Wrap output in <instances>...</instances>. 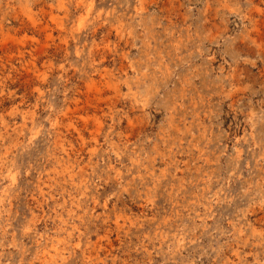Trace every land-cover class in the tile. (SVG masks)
<instances>
[{
  "label": "rangeland",
  "instance_id": "1",
  "mask_svg": "<svg viewBox=\"0 0 264 264\" xmlns=\"http://www.w3.org/2000/svg\"><path fill=\"white\" fill-rule=\"evenodd\" d=\"M0 264H264V0H0Z\"/></svg>",
  "mask_w": 264,
  "mask_h": 264
},
{
  "label": "bare ground",
  "instance_id": "2",
  "mask_svg": "<svg viewBox=\"0 0 264 264\" xmlns=\"http://www.w3.org/2000/svg\"><path fill=\"white\" fill-rule=\"evenodd\" d=\"M80 2H81V0H80ZM59 162H60V161H59ZM12 175H13V174H12ZM11 178H13V177H11ZM14 178H15V177H14ZM14 178H13V179H14ZM33 218H34V217H33ZM84 250H85V249H84ZM89 254H91V253H89ZM64 256H65V255H64Z\"/></svg>",
  "mask_w": 264,
  "mask_h": 264
}]
</instances>
